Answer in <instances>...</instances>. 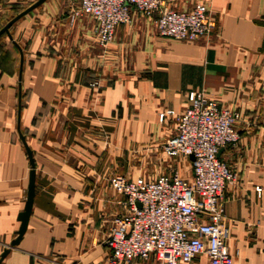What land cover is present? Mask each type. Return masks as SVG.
I'll use <instances>...</instances> for the list:
<instances>
[{
    "label": "crops",
    "instance_id": "1",
    "mask_svg": "<svg viewBox=\"0 0 264 264\" xmlns=\"http://www.w3.org/2000/svg\"><path fill=\"white\" fill-rule=\"evenodd\" d=\"M34 1L0 0V28ZM162 2L178 10L203 3L210 32L193 41L161 36L134 11L100 45L95 19L74 14L76 0H44L8 27L10 36L0 34V255L8 248L0 264H103L109 227L124 209L112 174H124L134 153L160 149L175 121L158 112L183 110L192 90L234 114L239 138L219 150L235 172L223 196L227 243L238 250L233 264H264V0ZM18 125L36 191L10 245L30 169ZM190 264H208L207 256Z\"/></svg>",
    "mask_w": 264,
    "mask_h": 264
},
{
    "label": "built area",
    "instance_id": "2",
    "mask_svg": "<svg viewBox=\"0 0 264 264\" xmlns=\"http://www.w3.org/2000/svg\"><path fill=\"white\" fill-rule=\"evenodd\" d=\"M134 11L152 18L161 36L193 41L211 30L203 3L178 10L162 0H76L74 14L91 15L97 41L105 45L114 38L119 24L131 21ZM187 99L183 110L164 109L158 117L160 121L174 117V128L160 150L167 158H186L191 179L174 166L153 176L129 178L113 173L110 181L124 195V209L109 227L105 242L110 252L103 264L151 256L160 264H190L198 254H205L208 264H233L238 250L231 252L227 243L230 230L223 196L235 172L218 152L239 138L235 117L230 108L201 90L189 91Z\"/></svg>",
    "mask_w": 264,
    "mask_h": 264
},
{
    "label": "water",
    "instance_id": "3",
    "mask_svg": "<svg viewBox=\"0 0 264 264\" xmlns=\"http://www.w3.org/2000/svg\"><path fill=\"white\" fill-rule=\"evenodd\" d=\"M43 1L44 0H35L29 6H27L26 8H24L20 12H18L15 16H13L10 20H8L0 28V34L2 32H6L8 34V36H10L8 27L16 19H18L20 16H22L23 14H25L26 12H28L29 10H31L35 6L39 5ZM20 75H21V65H20V68H19V77H20ZM19 97H20V92H19ZM19 109H20V104H18V119H19ZM18 132H19L20 138H21V140H22V142L24 144V147L26 149V152H27V155H28V158H29L30 169H29V175H28V184H27V190H26V197H25L24 207L17 215V218L19 219L20 224H19L18 229L16 230V236L11 240L10 245L16 244L19 241V239L21 238L22 234L24 233V231L26 229V225H27L28 218H29V215H30V212H31V208H32L33 197H34V194H35V191H36V188H35V168H34V159L32 157V152H31V149L29 148V146L26 144L25 137L21 133L19 125H18ZM218 155H219V152H218ZM189 157L192 158L193 155L190 154ZM7 251H8V248H5L2 251V253L0 255V259L6 254Z\"/></svg>",
    "mask_w": 264,
    "mask_h": 264
},
{
    "label": "rangeland",
    "instance_id": "4",
    "mask_svg": "<svg viewBox=\"0 0 264 264\" xmlns=\"http://www.w3.org/2000/svg\"><path fill=\"white\" fill-rule=\"evenodd\" d=\"M169 166L176 167L186 179L190 180L187 176L190 169L187 160L182 157L167 158L160 149L144 155L140 152L134 153L130 156L129 168L123 173L129 178L142 174L153 176L166 171Z\"/></svg>",
    "mask_w": 264,
    "mask_h": 264
}]
</instances>
